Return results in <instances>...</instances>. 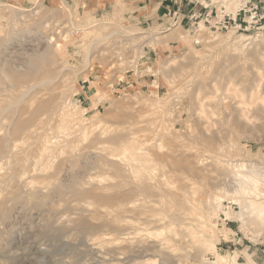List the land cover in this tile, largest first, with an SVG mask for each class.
<instances>
[{
    "label": "rangeland",
    "instance_id": "374dc122",
    "mask_svg": "<svg viewBox=\"0 0 264 264\" xmlns=\"http://www.w3.org/2000/svg\"><path fill=\"white\" fill-rule=\"evenodd\" d=\"M0 158V264H264V0H0Z\"/></svg>",
    "mask_w": 264,
    "mask_h": 264
},
{
    "label": "bare ground",
    "instance_id": "6f19581e",
    "mask_svg": "<svg viewBox=\"0 0 264 264\" xmlns=\"http://www.w3.org/2000/svg\"><path fill=\"white\" fill-rule=\"evenodd\" d=\"M226 1V0H225ZM18 16V15H17ZM22 19V18H21ZM201 24V23H200ZM202 29L201 30H203L204 28H203V24H201V26H200ZM137 37V36H136ZM146 37H148V38H150L151 37V35H147V36H145V37H143V38H146ZM158 38H160L159 36H157ZM157 37L155 38V39H157ZM165 37V36H164ZM244 38V37H243ZM138 41V40H137ZM149 41V40H148ZM152 41H153V38H152ZM157 41V40H156ZM237 48V47H236ZM178 97V96H177ZM79 107V106H78ZM77 107V108H78ZM78 109H76V111H77ZM80 111V110H79ZM78 111V112H79ZM84 119V118H83ZM9 128V127H8ZM12 130V129H11ZM136 139V138H135ZM140 141V140H139ZM142 141V140H141ZM137 142L136 141H134V142H132V140H131V143L129 144L128 143V147L127 146H125L126 148V151L127 150H134L135 148H137L136 146H137ZM149 144V143H148ZM152 144V143H151ZM141 145V144H140ZM143 145V144H142ZM138 147H139V144H138ZM115 148V147H114ZM123 149H124V147H123ZM124 149V150H125ZM138 149V148H137ZM167 149V148H166ZM120 150V149H119ZM123 150V151H124ZM153 150H155L154 149V146H153ZM86 151V150H85ZM135 151V152H134ZM133 152L134 153H136V150H134ZM113 153V152H112ZM129 153V152H128ZM123 154H125L124 152H123ZM149 154V153H148ZM88 155V154H87ZM126 155V154H125ZM130 155V154H129ZM136 155V154H135ZM145 155V154H144ZM44 156V155H43ZM115 156V155H114ZM150 157H151V155H149ZM153 156V155H152ZM120 157V156H119ZM128 157H132L131 155L130 156H128ZM128 157H127V159H128ZM133 157H134V155H133ZM136 157V156H135ZM157 157V156H156ZM129 158V160H131ZM1 159V158H0ZM134 160V159H133ZM132 161V160H131ZM134 162H135V160H134ZM149 162V161H148ZM233 162H235V161H233ZM133 163V162H132ZM141 163V162H140ZM145 163V162H144ZM147 163V162H146ZM152 163H153V161H152ZM151 163V164H152ZM156 163V162H155ZM229 163V162H228ZM24 164V163H23ZM50 164V163H49ZM129 164V163H128ZM137 164H139V163H137ZM231 164V163H230ZM233 165L232 166H234L235 167V173H237L238 175H240V176H242L245 180H243L240 184H237V185H226V186H224L223 188L222 187H220V189H221V192H219V194H217L218 193V191L217 192H215L216 193V195H215V197L213 196V199L215 200L214 202L217 204V207H218V210H224L225 212H227V214H228V211L227 210H225L226 209V207H224L223 205H224V203H223V201L225 200V197L227 198H231V199H234L241 207H242V212L244 213V212H248V213H252V212H254L256 215H257V217L258 218H260V219H264V170L262 171V170H260V171H258L257 169L258 168H256L255 166H251V167H249V165L247 164V163H245V162H235V163H232ZM141 165H143V164H141ZM141 165L139 166L140 168H141ZM145 165V164H144ZM134 166V165H133ZM147 166H148V164H147ZM48 167V166H47ZM137 167V166H136ZM139 167H137V168H139ZM230 167H231V165H230ZM134 168V167H133ZM144 168V167H143ZM259 168H261V167H259ZM146 169V168H145ZM233 169V168H232ZM41 170V169H40ZM147 170V169H146ZM182 170V169H181ZM138 171H140L141 172V170H138ZM262 171V172H261ZM233 174V175H236V174ZM138 174V173H137ZM136 174V175H137ZM142 174V173H141ZM140 174V175H141ZM145 174V173H144ZM155 174V173H154ZM28 175V174H27ZM135 175V174H134ZM3 176V175H2ZM21 176V175H20ZM19 176V177H20ZM47 176V175H46ZM40 177V176H39ZM235 178H236V176H235ZM19 179V178H18ZM55 179V178H54ZM45 180V179H44ZM236 180V179H235ZM23 181V180H22ZM43 181V180H42ZM62 181H63V178H62ZM47 182V181H46ZM236 182V181H235ZM22 183V182H21ZM226 183V182H225ZM44 184V183H43ZM42 185V184H41ZM171 186V184L169 185V187ZM6 187V186H5ZM218 187V186H217ZM171 188V187H170ZM214 189V188H213ZM21 191V190H20ZM184 193V192H183ZM214 193V192H213ZM184 198V197H183ZM192 199V198H191ZM183 200V199H182ZM183 201H185V198H184V200ZM199 201V200H198ZM197 202V201H196ZM214 203V204H215ZM231 203H235L234 201H232ZM198 204H199V202H198ZM197 205V204H196ZM200 205H202V204H200ZM199 205V206H200ZM212 205V204H211ZM210 206V205H209ZM216 206V205H215ZM202 207V206H201ZM229 208H231V207H228V209ZM197 209V208H196ZM201 209V208H200ZM205 209V208H204ZM203 210V209H202ZM201 210V211H202ZM210 210V209H209ZM192 211V210H191ZM212 211V210H211ZM211 211H209V213H212ZM239 213V219H243V213ZM202 213V212H201ZM208 211L206 210H204L203 211V213H202V215H200V223L199 224H201V227L203 228V230L208 234H206V235H201V236H203L200 240H201V242H202V245H204L205 246V248H207V249H217L218 247H217V245L210 239L211 238V231H210V227H209V225L211 226V221H209L210 220V215L208 216ZM236 213V212H235ZM238 213V212H237ZM245 213V214H246ZM198 214V213H197ZM229 215H231L230 213H229ZM199 216V215H198ZM247 216V215H246ZM252 216V215H251ZM254 216V215H253ZM252 216V217H253ZM208 217H209V219H208ZM250 217V216H249ZM237 218V217H236ZM198 219H199V217H198ZM193 220V219H192ZM259 221V220H258ZM257 221V222H258ZM246 221H244V223H245ZM24 223V222H23ZM247 223V222H246ZM193 224H194V222H193ZM199 224H198V226H199ZM201 227L199 228V230L201 229ZM196 228V227H195ZM195 230V229H194ZM212 230V229H211ZM201 232H202V230H201ZM180 233V232H179ZM203 233V232H202ZM211 233V234H210ZM226 233V232H225ZM210 234V235H209ZM174 235V234H173ZM190 235V234H189ZM101 237L99 238V240L98 241H92V242H95L96 244H99V243H104V244H106L105 242H110L111 240H112V238H111V236L109 237V234H108V236L107 235H100ZM176 236V235H175ZM179 236V235H178ZM181 236V235H180ZM200 236V235H199ZM210 236V237H209ZM224 236V235H223ZM99 237V236H98ZM213 237V236H212ZM115 238H116V236H115ZM123 239H125V238H123ZM117 240V239H116ZM119 240V239H118ZM126 240V239H125ZM162 242V241H161ZM164 242H166V241H164ZM103 244V245H104ZM109 244V243H108ZM198 244V243H197ZM94 245V244H93ZM95 246V245H94ZM204 246H201V247H203L204 248ZM97 247V246H96ZM100 247V246H99ZM178 247V246H177ZM166 249V248H165ZM225 256V255H224ZM212 264H223V257L222 256H219L218 258H217V260H214L213 262H212Z\"/></svg>",
    "mask_w": 264,
    "mask_h": 264
},
{
    "label": "built area",
    "instance_id": "2783aa9c",
    "mask_svg": "<svg viewBox=\"0 0 264 264\" xmlns=\"http://www.w3.org/2000/svg\"><path fill=\"white\" fill-rule=\"evenodd\" d=\"M245 1H250V0H245ZM252 19H254V21L256 23H258L262 19L261 16H260V14H259V12L257 11V9L253 11Z\"/></svg>",
    "mask_w": 264,
    "mask_h": 264
}]
</instances>
